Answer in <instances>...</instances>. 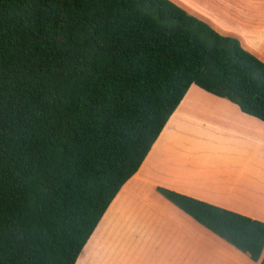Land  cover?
Returning a JSON list of instances; mask_svg holds the SVG:
<instances>
[{"label":"trees","instance_id":"trees-1","mask_svg":"<svg viewBox=\"0 0 264 264\" xmlns=\"http://www.w3.org/2000/svg\"><path fill=\"white\" fill-rule=\"evenodd\" d=\"M193 84L264 122V62L170 0H0V264H76ZM157 191L264 264V222Z\"/></svg>","mask_w":264,"mask_h":264},{"label":"crops","instance_id":"crops-1","mask_svg":"<svg viewBox=\"0 0 264 264\" xmlns=\"http://www.w3.org/2000/svg\"><path fill=\"white\" fill-rule=\"evenodd\" d=\"M264 62V0H170ZM157 187L264 222V122L191 85L76 264H258Z\"/></svg>","mask_w":264,"mask_h":264}]
</instances>
